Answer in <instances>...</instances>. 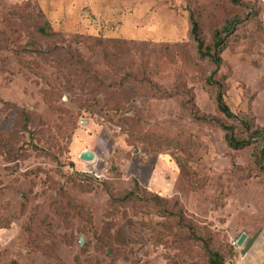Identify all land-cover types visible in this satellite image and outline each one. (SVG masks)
Listing matches in <instances>:
<instances>
[{
    "label": "rangeland",
    "instance_id": "1",
    "mask_svg": "<svg viewBox=\"0 0 264 264\" xmlns=\"http://www.w3.org/2000/svg\"><path fill=\"white\" fill-rule=\"evenodd\" d=\"M192 18L205 46L232 25L219 65ZM218 90L264 130L261 0H0V264H264L259 144L192 115L232 124Z\"/></svg>",
    "mask_w": 264,
    "mask_h": 264
},
{
    "label": "trees",
    "instance_id": "2",
    "mask_svg": "<svg viewBox=\"0 0 264 264\" xmlns=\"http://www.w3.org/2000/svg\"><path fill=\"white\" fill-rule=\"evenodd\" d=\"M32 19L35 24V27H34L35 33L40 34L43 37L55 35V33H50L45 25L38 26L39 19L38 20L37 18L35 19L32 18ZM231 28H232V25L231 27L230 26L224 27L223 30H216L214 32L212 44L209 46H205L200 36V33H199V25L197 21L192 18L191 37L196 43L197 50L201 54H204L205 56L210 58L215 64L219 65L221 63L220 54L224 50L225 43H226L225 42L226 37L223 34L225 32L228 33L231 30ZM94 40L97 41L99 46H101L102 44L101 37L99 36L95 37ZM108 41L112 43L113 40H108ZM118 43H122V40H119ZM83 47H85V45H83ZM37 54L41 55V53H37ZM57 54L60 56H64L62 57L63 60L62 61L60 60L62 64L67 66L72 63V58H74V56L69 57L67 54H64V52H61L59 48H57ZM75 55L77 58L78 57L83 58L82 50L79 48L76 51ZM78 78L79 79L83 78V80H87V79H84L83 74L78 75ZM209 82L211 85H216L212 81H209ZM64 89L65 88H59L58 90L56 89L55 93L50 94L49 99L46 98L47 101L54 100L55 97L54 98L51 97L53 94L59 97L58 95ZM66 92H68V95L72 94L73 96H79L81 93L79 89H75V88H67ZM216 102H217L218 109L226 117L232 118L234 120L232 124H226V123L219 122L216 119H211V118H207L204 116H200L198 115V112L194 110H192L193 117L199 121H202L205 123H214L220 126L225 133L224 138L227 143V146L233 150H241V149L249 147L254 142H257L259 144V147L257 148V151L255 153V161L260 165V167H264V130L263 129H253L252 123L250 122L249 119L237 118L236 116H234V114L230 111L229 107L225 104L224 99H223V94L220 90L216 92ZM60 109H62V107H60ZM79 173L86 174V175L90 174V172L88 171H79ZM135 197H136V192L131 191L122 198V202H130L133 199H135ZM158 199L159 197L157 196H153V198H147V200H153L155 204L157 205L160 203ZM203 246L205 249V254L207 256L208 264H224V258L220 254L219 251L212 249L208 242H203Z\"/></svg>",
    "mask_w": 264,
    "mask_h": 264
},
{
    "label": "water",
    "instance_id": "3",
    "mask_svg": "<svg viewBox=\"0 0 264 264\" xmlns=\"http://www.w3.org/2000/svg\"><path fill=\"white\" fill-rule=\"evenodd\" d=\"M66 100V97L64 98ZM79 159L83 162H86V163H91L95 160V153L90 151V150H86V151H83L80 156H79ZM245 234L241 235V237L238 239L237 241V244L238 245H242L244 239H245ZM84 244V237L83 236H80L79 238V245L82 246Z\"/></svg>",
    "mask_w": 264,
    "mask_h": 264
},
{
    "label": "built area",
    "instance_id": "4",
    "mask_svg": "<svg viewBox=\"0 0 264 264\" xmlns=\"http://www.w3.org/2000/svg\"><path fill=\"white\" fill-rule=\"evenodd\" d=\"M261 1H263V2H264V0H261Z\"/></svg>",
    "mask_w": 264,
    "mask_h": 264
}]
</instances>
